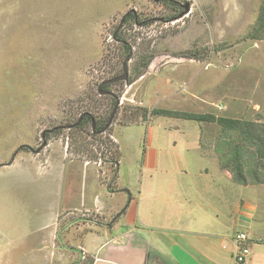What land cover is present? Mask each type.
<instances>
[{
  "label": "rangeland",
  "instance_id": "rangeland-1",
  "mask_svg": "<svg viewBox=\"0 0 264 264\" xmlns=\"http://www.w3.org/2000/svg\"><path fill=\"white\" fill-rule=\"evenodd\" d=\"M261 3L0 0V264H62L68 257L60 261L61 254L87 232L82 223L112 221L116 216L103 221L95 208V200L113 201L96 178L102 169L109 176L116 170L115 203L125 207L130 197L143 206L151 179L160 182L163 172H218L191 146L201 135L214 151L217 125L169 117L128 122L162 108L263 124ZM254 29L263 40L250 38ZM129 54L130 83L108 87L120 106L107 133L93 137L90 122L79 132L66 129L88 111L107 124L116 102L98 87L122 73ZM45 141L48 148L37 152ZM61 171L77 209L50 202ZM85 184L88 201L79 208Z\"/></svg>",
  "mask_w": 264,
  "mask_h": 264
},
{
  "label": "crops",
  "instance_id": "crops-1",
  "mask_svg": "<svg viewBox=\"0 0 264 264\" xmlns=\"http://www.w3.org/2000/svg\"><path fill=\"white\" fill-rule=\"evenodd\" d=\"M179 141L185 144V139ZM201 143L200 135L191 145L198 159L214 161L218 172L209 168L206 172H163L160 182L151 179L143 206L131 197L127 207L115 203L116 174L112 181L104 169L96 172L102 187L107 185V197L113 200L110 204L95 200L96 211L103 221L111 214L120 216L114 222L82 223L87 232L77 247L68 246V255L61 254L60 261L68 257L62 264L87 260L91 264L97 260L113 264H235L231 240L240 231L247 232L251 248L245 264H264V184L235 183L231 172L221 170L215 152L203 149ZM57 177L59 185L51 187L55 195L50 202L77 209L72 190L64 191V171ZM85 186L79 208L87 205L89 185ZM94 228L99 230L97 234Z\"/></svg>",
  "mask_w": 264,
  "mask_h": 264
},
{
  "label": "trees",
  "instance_id": "trees-1",
  "mask_svg": "<svg viewBox=\"0 0 264 264\" xmlns=\"http://www.w3.org/2000/svg\"><path fill=\"white\" fill-rule=\"evenodd\" d=\"M261 2L259 12L260 29L264 28V0H261ZM260 29H254V33L250 38L257 41L263 40V36H257L260 32L258 30ZM114 38H119V34L116 33ZM148 65L149 63L144 65V67ZM115 74L116 76L118 75L117 72ZM108 87L109 86H105L104 89H108ZM117 99H120L118 95L112 98L115 102ZM145 111L147 113L142 116H136L134 120H130L128 126L138 125L140 121L146 123L149 119L156 117L184 119L195 121L200 125H217L220 129V135L215 139L214 152L217 155L221 170L231 172L234 182L240 185L264 184V123L219 117L211 113L179 112L162 108H153L150 111ZM86 125L82 126L81 129L84 130ZM103 127L104 125L96 124V127L93 129L90 123L89 129L93 137H97L94 134L95 131ZM46 136L45 133V137ZM206 137H209L206 139H210L211 136L210 134H206ZM202 144L203 143H201L202 148L205 149ZM117 160H119V158ZM115 174L116 170L113 172L114 177ZM124 212L125 211H123V213Z\"/></svg>",
  "mask_w": 264,
  "mask_h": 264
},
{
  "label": "water",
  "instance_id": "water-1",
  "mask_svg": "<svg viewBox=\"0 0 264 264\" xmlns=\"http://www.w3.org/2000/svg\"><path fill=\"white\" fill-rule=\"evenodd\" d=\"M189 11H190V5H186V6H185V12H184V14L181 15V17H182L183 15L187 14ZM130 60H131V54H129V55L126 57V59H125V61H124V63H123L122 73H121L120 75L115 76V77H113V78H109V79L103 81V82L99 85L98 90H99V93H100L101 95H107V94H109V92H105V91H103V87H104V86L112 85V84L119 83V82H126L127 84L130 83V82H129V80H130V75H129V70H128V63H129ZM145 71H146V70H143L140 74H138V76L132 81V83H133V82H136L139 78H141L142 76H144ZM119 106H120V99H117V101H116V103H115V106H114V109H113V112H112V114H111V116H110V118H109V120H108V123H107L106 126L100 131V133H104V132L107 131V129L110 127V125H111L112 122H113V119H114V117H115V114H116V112H117ZM45 146H46V141L43 143V146H42L39 150H37V152H40V151L42 150V148H44ZM129 202H130V201H129ZM119 216H120V213L117 214V216L113 219L112 222H114ZM95 264H113V263L105 262V261H102V260H97V261L95 262Z\"/></svg>",
  "mask_w": 264,
  "mask_h": 264
},
{
  "label": "flooded vegetation",
  "instance_id": "flooded-vegetation-1",
  "mask_svg": "<svg viewBox=\"0 0 264 264\" xmlns=\"http://www.w3.org/2000/svg\"><path fill=\"white\" fill-rule=\"evenodd\" d=\"M113 78V77H112ZM105 81V80H104ZM130 81V80H129ZM115 84H117V83H115ZM113 85V84H112ZM107 86H110V85H107ZM105 87V86H104ZM104 87H103V91H105V92H109V94H107V95H101L100 93H99V90H98V94L100 95V96H110L111 98H115V96H117V95H115L114 93H112L111 91H109L108 89H104ZM117 101V100H116ZM91 123L92 124V126H93V129L96 127V124L97 125H101V122H102V119H101V117L100 116H97V115H95V114H93L92 112H83V113H81L80 114V116H79V118H78V120H76V121H74V122H71L70 124H68V125H66L65 124V127H66V129H69V130H71V131H76V132H79V131H81L82 129H81V127L82 126H84V125H86V124H88V123ZM108 123V122H107ZM112 125V124H111ZM110 125V126H111ZM106 125H104V127H105ZM62 127L63 126H59L58 128H56V130L55 131H58V130H61L62 129ZM103 127V128H104ZM102 128V129H103ZM102 129H99L98 131H95V135L96 136H101V135H104V134H106L107 133V131H108V129H107V131H105L104 133H100V131L102 130ZM113 177H114V175L112 174V176H111V179L113 180ZM115 178V177H114Z\"/></svg>",
  "mask_w": 264,
  "mask_h": 264
},
{
  "label": "built area",
  "instance_id": "built-area-1",
  "mask_svg": "<svg viewBox=\"0 0 264 264\" xmlns=\"http://www.w3.org/2000/svg\"><path fill=\"white\" fill-rule=\"evenodd\" d=\"M221 109V107H220ZM233 246V259L235 264H245L251 255L249 236L247 232L240 231L231 240Z\"/></svg>",
  "mask_w": 264,
  "mask_h": 264
}]
</instances>
